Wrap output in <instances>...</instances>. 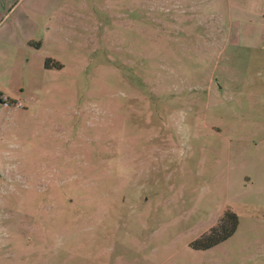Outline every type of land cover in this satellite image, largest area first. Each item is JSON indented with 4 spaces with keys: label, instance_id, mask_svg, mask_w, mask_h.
Masks as SVG:
<instances>
[{
    "label": "rangeland",
    "instance_id": "374dc122",
    "mask_svg": "<svg viewBox=\"0 0 264 264\" xmlns=\"http://www.w3.org/2000/svg\"><path fill=\"white\" fill-rule=\"evenodd\" d=\"M0 264H264V0H0Z\"/></svg>",
    "mask_w": 264,
    "mask_h": 264
},
{
    "label": "trees",
    "instance_id": "16d2710c",
    "mask_svg": "<svg viewBox=\"0 0 264 264\" xmlns=\"http://www.w3.org/2000/svg\"><path fill=\"white\" fill-rule=\"evenodd\" d=\"M48 60L43 61L44 66H47ZM52 67H59L57 63H51ZM236 219L232 211L224 208L214 225L210 226L206 231L193 238L189 245L193 249H205L211 245L225 239L229 236L235 226Z\"/></svg>",
    "mask_w": 264,
    "mask_h": 264
}]
</instances>
